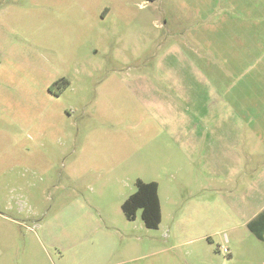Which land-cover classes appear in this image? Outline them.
<instances>
[{
	"label": "rangeland",
	"instance_id": "rangeland-1",
	"mask_svg": "<svg viewBox=\"0 0 264 264\" xmlns=\"http://www.w3.org/2000/svg\"><path fill=\"white\" fill-rule=\"evenodd\" d=\"M263 203L264 0H0V264H264Z\"/></svg>",
	"mask_w": 264,
	"mask_h": 264
},
{
	"label": "trees",
	"instance_id": "trees-1",
	"mask_svg": "<svg viewBox=\"0 0 264 264\" xmlns=\"http://www.w3.org/2000/svg\"><path fill=\"white\" fill-rule=\"evenodd\" d=\"M53 86L50 87L52 89ZM127 218L135 219L138 210H142V218L149 228H157L162 220L161 200L159 196V183L155 180L144 181L138 179L137 189L133 192L122 205ZM262 213L256 220L252 221L250 226L256 232L258 237L262 238V234L258 230V221L262 219Z\"/></svg>",
	"mask_w": 264,
	"mask_h": 264
},
{
	"label": "crops",
	"instance_id": "crops-1",
	"mask_svg": "<svg viewBox=\"0 0 264 264\" xmlns=\"http://www.w3.org/2000/svg\"><path fill=\"white\" fill-rule=\"evenodd\" d=\"M160 196V195H159ZM262 213H264V203L263 205L259 208L258 211H256L254 213V217H252V219L250 218L249 221H247V224H250L251 221L256 220ZM258 226V230L259 232L262 234V238L264 239V216L262 217V219L260 221H258L256 223ZM253 231V230H252ZM255 232V231H254ZM256 233V232H255Z\"/></svg>",
	"mask_w": 264,
	"mask_h": 264
},
{
	"label": "built area",
	"instance_id": "built-area-1",
	"mask_svg": "<svg viewBox=\"0 0 264 264\" xmlns=\"http://www.w3.org/2000/svg\"><path fill=\"white\" fill-rule=\"evenodd\" d=\"M224 251H225V252H228L229 250H228V248H227V247H225V248H224Z\"/></svg>",
	"mask_w": 264,
	"mask_h": 264
}]
</instances>
